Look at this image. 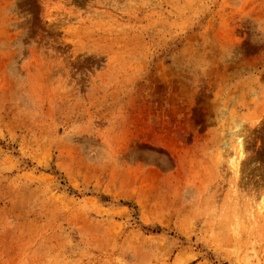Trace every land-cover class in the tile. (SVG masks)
<instances>
[{"label": "rangeland", "instance_id": "1", "mask_svg": "<svg viewBox=\"0 0 264 264\" xmlns=\"http://www.w3.org/2000/svg\"><path fill=\"white\" fill-rule=\"evenodd\" d=\"M0 264H264V0H0Z\"/></svg>", "mask_w": 264, "mask_h": 264}]
</instances>
